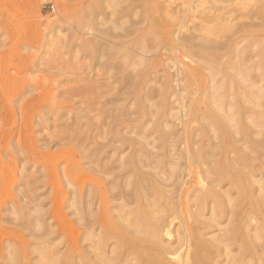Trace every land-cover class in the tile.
Wrapping results in <instances>:
<instances>
[{"label": "rangeland", "instance_id": "rangeland-1", "mask_svg": "<svg viewBox=\"0 0 264 264\" xmlns=\"http://www.w3.org/2000/svg\"><path fill=\"white\" fill-rule=\"evenodd\" d=\"M184 3L0 0V264H6L7 242H20L17 246L26 249V254L20 246L21 252L16 251L22 263L41 264L42 249L16 224L18 217L36 222L48 249L65 252L66 232L73 226L81 232L67 206L71 185L77 190L98 180L105 185L104 177L119 173L127 175L121 185H132L133 176L122 164L128 143L155 152L160 142L155 140L156 128L170 135L168 155L162 158L165 170L159 175L165 184L180 185L173 181L172 171L184 172L179 155L184 144L181 104L188 108L190 102L207 113L211 133L219 130L221 120L235 128L241 119L237 107L264 101V0L217 1L215 7L226 21L207 34L217 43L203 60L178 48L170 31L182 20L184 28L192 26L214 9H209L211 3L195 2L197 8L183 17ZM100 39L107 44L104 50ZM145 46L148 58L141 53ZM185 66L197 67L195 79L184 77ZM176 76L180 78L175 81ZM229 111L233 114L225 117ZM147 118L142 131L135 130L137 122ZM193 124L199 125V120ZM229 140L227 135L223 142ZM225 143L216 148L218 156L207 157L209 163L233 157L239 143ZM195 166L188 184L195 179ZM65 168L67 175L62 176ZM145 169L158 171L153 166ZM222 185L231 184L222 180ZM14 230L20 234L12 240ZM77 245L80 250L75 253L83 249L81 233Z\"/></svg>", "mask_w": 264, "mask_h": 264}, {"label": "bare ground", "instance_id": "bare-ground-1", "mask_svg": "<svg viewBox=\"0 0 264 264\" xmlns=\"http://www.w3.org/2000/svg\"><path fill=\"white\" fill-rule=\"evenodd\" d=\"M217 1L185 0L188 2L186 6L182 0L186 7L183 17L184 13L193 12L198 4L211 3L209 9L212 7L214 10L205 11L192 26L184 28L182 20L183 24L179 22L178 27L170 31L178 48L202 60L212 54L217 42H214V38L210 40L207 34L216 24L218 26L226 21L224 12L220 14L215 7ZM195 2L198 3L196 6ZM183 29L187 30L183 32ZM87 44L92 46V40L88 39ZM106 45L100 39L102 50ZM148 52L147 46L141 50L146 58ZM182 73L188 80H193L197 76V67L185 66ZM177 76L175 81L180 78ZM143 80H148L146 73ZM177 88H180L179 84ZM263 102L257 101L254 107H237L241 118L235 122L237 126L234 128L235 125L232 127L221 120L217 124L219 130L213 129L212 135L207 128L212 119L208 118L207 113L190 102L188 108L180 103L184 115H181L182 123H178H181L184 148L182 145L179 155L184 159V172L175 175L172 171L173 181L180 182V185H172L171 182L165 184L167 180L164 181L159 175V171L165 170L162 158L168 155L166 144L170 135L162 132L165 138L158 128L155 130L158 133L155 140L160 142L155 152L144 151L142 146L135 148L132 141L128 143V154L122 164L124 168L126 166V173L133 176L129 181L132 185H121L126 181L125 173L104 177L109 175V171L104 170L95 171L106 178L107 185L99 180L91 185H79L78 190L71 185L67 206L71 207L81 232L74 226L66 232V250L61 254L46 247L47 243L41 241L44 233H37L36 222L31 218L18 217L16 224L28 231L38 250L42 249L39 254L41 264H264ZM229 112L225 113V117L230 116L232 112ZM145 113L148 115L149 110ZM147 120L149 118L138 121L135 130L141 132ZM198 120L199 125H192ZM227 135L230 137L227 144H240L234 149L233 157L226 155L223 157L224 163L219 158L209 163L207 157L218 156L216 148L223 146V139ZM226 143L224 146H227ZM193 164L198 169L196 173L193 172L194 181L188 184L186 179ZM152 166L158 171L145 169ZM64 174L67 175L66 168L62 176ZM222 180L231 185H222ZM66 181L70 182L67 178ZM80 233L84 245L79 253H75L80 250L77 245ZM19 234V230H14L9 237L13 240ZM19 243L7 242L6 264H25L20 261L22 254L19 256L17 253V249L21 252L20 245L17 246ZM23 252L26 254V249Z\"/></svg>", "mask_w": 264, "mask_h": 264}, {"label": "built area", "instance_id": "built-area-1", "mask_svg": "<svg viewBox=\"0 0 264 264\" xmlns=\"http://www.w3.org/2000/svg\"><path fill=\"white\" fill-rule=\"evenodd\" d=\"M51 8H53V6H51Z\"/></svg>", "mask_w": 264, "mask_h": 264}]
</instances>
